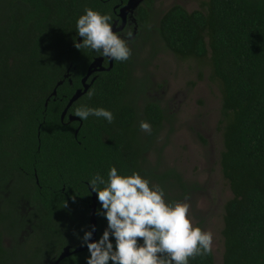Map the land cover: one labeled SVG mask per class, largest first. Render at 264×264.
<instances>
[{
  "label": "trees",
  "instance_id": "obj_1",
  "mask_svg": "<svg viewBox=\"0 0 264 264\" xmlns=\"http://www.w3.org/2000/svg\"><path fill=\"white\" fill-rule=\"evenodd\" d=\"M88 7L109 11L100 0H0V264L22 257L27 264H54L65 247L81 246L79 237L91 228L93 174L106 177L115 165L128 174L143 170L162 186L168 179L146 170L150 137L165 113L154 102L139 111L131 59L100 73L89 90L94 95L70 109L104 107L114 113L112 123L94 116L82 124L61 120L98 56L75 47V22ZM140 18L145 21L142 8ZM159 31L179 58H208L220 84L221 167L233 193L225 208L223 264H264V0H208L193 12L175 5ZM141 120L151 124L150 134L139 129ZM180 198L166 194V200ZM23 203H29L26 213ZM106 226L98 215V239ZM27 230L32 252L5 246L6 236L18 242ZM88 255L60 264H86ZM190 264H216L214 253Z\"/></svg>",
  "mask_w": 264,
  "mask_h": 264
},
{
  "label": "rangeland",
  "instance_id": "obj_2",
  "mask_svg": "<svg viewBox=\"0 0 264 264\" xmlns=\"http://www.w3.org/2000/svg\"><path fill=\"white\" fill-rule=\"evenodd\" d=\"M207 1H143L140 6L146 9L147 19L139 23L135 16L137 22L129 29L133 33L130 59L139 111L154 102L165 113L162 127L150 137L146 170L157 177L167 173L166 194L183 195L179 201L189 204L194 225L213 232L215 263L223 264L225 208L233 193L221 167L224 139L220 84L212 76L208 58H179L166 47L159 31L163 16L175 5L193 12L204 10ZM173 174L180 176L184 187ZM29 208V203L21 206L23 213ZM29 235L24 231L18 242L6 236L5 246L29 254L34 247ZM18 264L27 263L22 257Z\"/></svg>",
  "mask_w": 264,
  "mask_h": 264
},
{
  "label": "clouds",
  "instance_id": "obj_3",
  "mask_svg": "<svg viewBox=\"0 0 264 264\" xmlns=\"http://www.w3.org/2000/svg\"><path fill=\"white\" fill-rule=\"evenodd\" d=\"M113 24L110 11L85 8L75 22V30L82 37V42L75 41V47L109 61H128L133 33L114 31ZM93 95V91L87 93L89 98ZM74 115L81 120L89 116L108 123L114 120L110 109L86 104L76 107ZM139 129L150 134L152 126L141 120ZM142 172L128 174L112 165L106 177L97 172L88 179V188L96 192L101 205L97 214L107 220V226L99 239H92L95 225L79 237L81 246L90 253L86 264H190V259L211 255L213 232L194 225L189 204L166 200L165 187Z\"/></svg>",
  "mask_w": 264,
  "mask_h": 264
},
{
  "label": "water",
  "instance_id": "obj_4",
  "mask_svg": "<svg viewBox=\"0 0 264 264\" xmlns=\"http://www.w3.org/2000/svg\"><path fill=\"white\" fill-rule=\"evenodd\" d=\"M143 1H145V0H128V3L125 6H123L119 12V17L123 21L122 24L120 26H118L119 22H116L113 25V30L117 31V32L123 31V29L125 28V26L127 24L128 15L134 13L139 8V6L142 4ZM79 41L81 42V39ZM102 63H103V58H100V59L95 60L92 63V65L90 66L87 75L84 77V79L82 81L83 87L76 91V93L70 99L66 109L62 113L61 120L63 122H64L70 108L77 101H79L85 94H87L88 91L90 90L95 79L91 82V84H88L87 81H88L89 77L94 72L99 71L98 68L102 66ZM113 67H114V62L110 61V66H109V68L106 69V71H111L113 69ZM100 70H104V69L101 68ZM61 84H63V82L59 83V85H61ZM53 95L54 96L57 95V90L54 91ZM46 105H48V104H46ZM75 121L81 122V119L79 117L74 116V115H70V122H75ZM78 131H79V129L76 132L77 134H78ZM91 191L93 192V194H92V203L90 206V209H91L90 226H92V225L96 226V231L94 232L93 237H92L93 240H96V239H98V215H97L98 199H97V194L92 189H91ZM86 250H87L86 246H79L77 248H73L72 246H67L64 248L63 252L61 253V255L59 256V258L56 260V262L54 264H60L63 260L72 256L73 254H77V253H80V252H83Z\"/></svg>",
  "mask_w": 264,
  "mask_h": 264
},
{
  "label": "flooded vegetation",
  "instance_id": "obj_5",
  "mask_svg": "<svg viewBox=\"0 0 264 264\" xmlns=\"http://www.w3.org/2000/svg\"><path fill=\"white\" fill-rule=\"evenodd\" d=\"M147 1H149V0H147ZM100 2L102 3V4H104V5H106L108 8H109V11H111L112 13H113V19H114V24L116 23V22H119V24H118V26H120L121 24H122V19L119 17V12H120V9L123 7V6H125L127 3H128V1H127V3L126 4H123V0H100ZM140 9H141V6L139 7V9H138V12L136 13V11L134 12V13H132V14H129L128 15V17H127V24H126V26H125V28L123 29V31H121V32H126V31H129V29H130V27L133 25V24H135L136 22H137V19H138V21H139V23L140 22H145L146 21V19H147V12H146V9H143V11H144V16H145V21L144 20H142L140 17H139V13H140ZM138 16V18L136 19V17ZM113 24V25H114ZM81 39V42H82V37H80L79 38V40ZM100 58H103V57H100L99 55L98 56H96V57H94L93 59H92V61L90 62V64H89V66H88V69H87V73H88V71H89V68H90V66L92 65V63L95 61V60H97V59H100ZM114 64H115V62H114ZM109 66H110V61L107 59V58H103V63H102V66L101 67H99L98 68V70L99 71H96V72H94L90 77H89V79H88V81H87V83L88 84H91V82L94 80V79H96L97 78V76L100 74V73H103V72H108V71H106V69L107 68H109ZM101 68H103L104 70H100ZM87 75V74H86ZM85 75V76H86ZM84 76V77H85ZM83 79L84 78H82V81H83ZM95 81V80H94ZM82 87H83V83H82ZM67 107V106H66ZM73 107V106H72ZM71 107V108H72ZM70 108V109H71ZM66 109V108H65ZM64 109V110H65ZM64 112V111H63ZM70 115H74V113H70V110L68 111V114H67V116H66V118H65V120L66 119H68L69 121H68V123H73V122H70ZM75 116V115H74ZM65 120H64V122H65ZM63 122V121H62ZM75 122H79L80 124L82 123V120H81V122L80 121H75ZM74 248V247H73ZM51 260V261H50ZM54 260L55 259H48V263L47 264H50V263H52L53 264V262H54Z\"/></svg>",
  "mask_w": 264,
  "mask_h": 264
}]
</instances>
